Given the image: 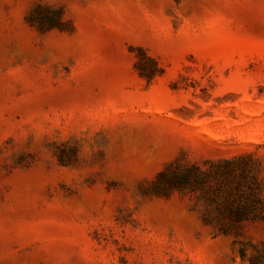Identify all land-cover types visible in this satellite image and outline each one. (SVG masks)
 Here are the masks:
<instances>
[{"label": "rangeland", "instance_id": "obj_1", "mask_svg": "<svg viewBox=\"0 0 264 264\" xmlns=\"http://www.w3.org/2000/svg\"><path fill=\"white\" fill-rule=\"evenodd\" d=\"M264 264V0H0V264Z\"/></svg>", "mask_w": 264, "mask_h": 264}, {"label": "trees", "instance_id": "obj_2", "mask_svg": "<svg viewBox=\"0 0 264 264\" xmlns=\"http://www.w3.org/2000/svg\"><path fill=\"white\" fill-rule=\"evenodd\" d=\"M252 264H256L254 261H252Z\"/></svg>", "mask_w": 264, "mask_h": 264}]
</instances>
